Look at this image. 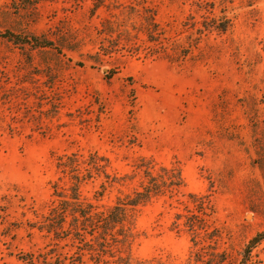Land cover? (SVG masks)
Wrapping results in <instances>:
<instances>
[{
  "label": "rangeland",
  "instance_id": "obj_1",
  "mask_svg": "<svg viewBox=\"0 0 264 264\" xmlns=\"http://www.w3.org/2000/svg\"><path fill=\"white\" fill-rule=\"evenodd\" d=\"M111 1L0 0V264H96L32 226L71 153L108 159L80 186L102 213L147 159L180 168L137 208L128 264H264V0Z\"/></svg>",
  "mask_w": 264,
  "mask_h": 264
},
{
  "label": "trees",
  "instance_id": "obj_2",
  "mask_svg": "<svg viewBox=\"0 0 264 264\" xmlns=\"http://www.w3.org/2000/svg\"><path fill=\"white\" fill-rule=\"evenodd\" d=\"M111 2L92 0L91 10L107 6ZM227 22V19L223 20L221 29L226 28ZM142 27L149 36L155 31V24L152 21ZM98 159L108 162L106 157L97 153L90 154L84 161H81L76 153L58 158L56 165L67 175V186L53 191L57 203L52 205L46 215H41L40 220L33 222L32 226L58 239L65 238L64 236L73 241L78 239L84 245L81 250L96 264L102 262L107 255L113 257L115 264H128L130 244L136 235L134 215L137 208L157 195L172 193L182 187L183 177L180 168L176 166L160 165L154 171L147 159L145 161L147 164L139 165L141 174L138 187L129 194L117 196L113 204L102 213L92 201L83 198L80 191L81 184L92 178L93 174H107L106 164L100 163ZM262 239L264 231L254 235L248 246ZM223 260L224 254L219 253L215 264H220ZM237 264H244L243 259Z\"/></svg>",
  "mask_w": 264,
  "mask_h": 264
}]
</instances>
